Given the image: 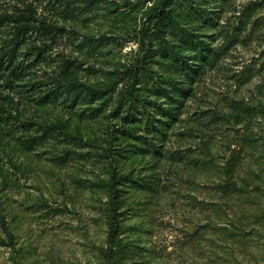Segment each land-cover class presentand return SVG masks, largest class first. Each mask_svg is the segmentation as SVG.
I'll use <instances>...</instances> for the list:
<instances>
[{
	"label": "rangeland",
	"instance_id": "obj_1",
	"mask_svg": "<svg viewBox=\"0 0 264 264\" xmlns=\"http://www.w3.org/2000/svg\"><path fill=\"white\" fill-rule=\"evenodd\" d=\"M197 1L191 30L217 57L183 81L191 91L163 136L132 130L145 143L120 130L125 110L111 115L157 0H0V15L32 9L57 29L15 45L14 72L0 59V264H106L114 171L134 178L119 186L118 264H264V0ZM13 36L1 22L0 54ZM69 71L109 94L39 104L42 82Z\"/></svg>",
	"mask_w": 264,
	"mask_h": 264
},
{
	"label": "trees",
	"instance_id": "obj_2",
	"mask_svg": "<svg viewBox=\"0 0 264 264\" xmlns=\"http://www.w3.org/2000/svg\"><path fill=\"white\" fill-rule=\"evenodd\" d=\"M193 2L194 0H157L143 13L144 24H150V26L143 25L136 32L135 40L139 41V50L144 53L137 63L127 66L122 71L119 79L129 80L128 84L119 91L116 99L117 108L112 111L111 115L118 117L120 109L126 111L121 119L131 127L120 129L124 135L133 136L147 143L145 136L132 133L133 129L141 128V124H144L149 133H160L163 136L167 126L178 120L177 110L191 91L190 88L184 87L183 81L194 83L203 68L202 61L212 63L214 60L212 62L209 60L217 57V54L213 52L214 49L210 48L204 39H201V35L191 30L190 24L199 16H203L205 12L197 0V5H193ZM174 5L184 6L189 18L178 13L173 8ZM34 14V10L27 9V13L0 15V24L7 21L13 25L14 36L11 39V46L0 54V59L2 56H7L12 72L15 71L17 65L14 46L20 43L29 32L40 31L55 37L56 27ZM104 38V35L98 37L100 41ZM186 52L191 54L186 55ZM40 53L42 49L38 50V54ZM42 84H48L49 87L39 96L38 103L41 105L62 97L71 99L74 96V101L77 102L80 98L98 99L109 94L106 90H99L93 85L74 79L71 71L64 76L52 77L50 81L42 82ZM33 87H38V81L33 82ZM148 95L157 97V99H149ZM162 98L165 100L159 102L158 100ZM164 104L167 105L164 106ZM155 113L168 120L164 121L156 117ZM43 127V131L47 133L65 128L60 123L45 124ZM133 180L131 176L121 175L114 171L108 182L111 218L107 239L108 250L105 253L106 264H118L119 252L123 250L119 239L122 232V213L119 210L124 205L125 199L123 189L119 186H129V182ZM1 221L3 231L8 234L10 231L4 219ZM0 245H6L2 238H0Z\"/></svg>",
	"mask_w": 264,
	"mask_h": 264
}]
</instances>
